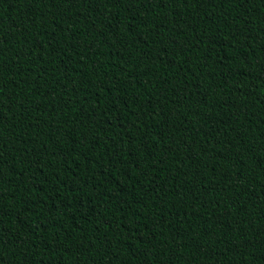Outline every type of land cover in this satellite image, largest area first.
Instances as JSON below:
<instances>
[{"label":"trees","instance_id":"16d2710c","mask_svg":"<svg viewBox=\"0 0 264 264\" xmlns=\"http://www.w3.org/2000/svg\"><path fill=\"white\" fill-rule=\"evenodd\" d=\"M0 264H264V0H0Z\"/></svg>","mask_w":264,"mask_h":264}]
</instances>
